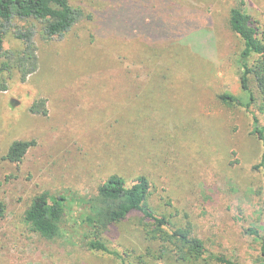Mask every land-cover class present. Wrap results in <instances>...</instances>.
Instances as JSON below:
<instances>
[{"label":"rangeland","instance_id":"1","mask_svg":"<svg viewBox=\"0 0 264 264\" xmlns=\"http://www.w3.org/2000/svg\"><path fill=\"white\" fill-rule=\"evenodd\" d=\"M70 1L84 18L62 39L37 35L39 67L26 80L0 57V264H225L178 259L140 211L95 227L87 201L114 174L128 185L149 178L148 205L167 230L190 225L210 253L264 264L250 231L264 234V141L254 133L264 115L253 77L250 104L242 88L244 43L230 26L241 6L263 35L264 0ZM4 46L24 48L12 31ZM43 98L47 113H33ZM15 140L35 141L20 163L5 157ZM40 195L63 206L53 237L25 219Z\"/></svg>","mask_w":264,"mask_h":264},{"label":"trees","instance_id":"2","mask_svg":"<svg viewBox=\"0 0 264 264\" xmlns=\"http://www.w3.org/2000/svg\"><path fill=\"white\" fill-rule=\"evenodd\" d=\"M84 16L83 9L72 4L70 0H0V57L16 60L22 80H26L39 67L37 35L41 34L46 39H62ZM230 26L244 43L240 54L242 88L249 93L250 104L256 99L251 86L253 77L261 99L260 110L264 115V34H261L258 21L241 6L232 8ZM8 31H12L24 44V48L17 56L4 46ZM8 64L7 62L3 66L8 67ZM1 69L3 68H0V71ZM219 97L224 102H239L238 98L230 93H222ZM30 110L33 113L46 114V100L43 98L36 101ZM254 122V133L264 141V126L260 125L257 116ZM34 143V140H15L8 149L6 159L20 163ZM261 165L264 167V156ZM150 186V180L146 175L139 176L132 185H128L121 175H111L87 201L90 209V214L86 216L87 220L98 229L104 230L110 224L125 219L132 212L140 211L155 222L156 227L151 230L153 237L158 238L165 248L169 243L173 244L171 250L178 259L199 260L202 255L208 254L212 259L225 264H242L223 255L210 253L204 241L193 235L190 225L167 230L164 226L171 225L170 219L156 214L148 205ZM4 211L5 204L0 202V216L4 215ZM63 213V206L59 201L50 203L45 196L40 195L26 210L25 219L34 231L53 237L59 232ZM250 231L262 240L261 252L264 263V234L256 229ZM88 246L91 249L119 255L99 239H92Z\"/></svg>","mask_w":264,"mask_h":264}]
</instances>
